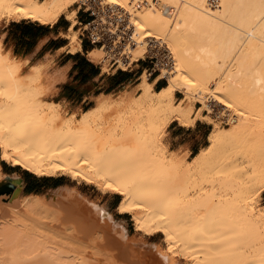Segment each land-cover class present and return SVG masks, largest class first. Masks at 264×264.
Returning a JSON list of instances; mask_svg holds the SVG:
<instances>
[{
    "label": "bare ground",
    "instance_id": "obj_1",
    "mask_svg": "<svg viewBox=\"0 0 264 264\" xmlns=\"http://www.w3.org/2000/svg\"><path fill=\"white\" fill-rule=\"evenodd\" d=\"M140 1L101 0L102 5L117 6L119 18L129 23V39L117 49L119 63L127 70L123 58L131 65L167 49L171 58L163 64L172 61L173 66L168 70L163 65L161 77L168 85L156 90L157 80L151 83L144 76L138 97L101 95L80 119L73 113L65 116L60 104L45 99L54 83H45L39 65L27 70L29 61L6 50L0 37V179L5 176L1 161L40 177L69 175L121 195L118 211L132 216L136 230L164 234L169 251L177 254L180 247L179 254L193 264H248L245 252L239 259L231 257L237 250L231 246V233L237 232V221L241 232L264 240V213H256L253 206L258 191L264 190V0H158L160 5L147 0L138 8ZM90 2L0 0V17L48 25L73 4ZM76 14L71 11L67 18L74 23ZM122 34L118 31L120 40ZM70 40L73 52L81 47L77 37ZM101 51H91L90 59L99 60ZM212 83L216 87L210 91ZM177 91L185 96L176 104ZM206 94L229 116H239L240 123L211 132L209 145L186 165L167 155L161 133L174 120L194 125L192 100L206 106ZM112 105L130 108L135 117L103 134L94 123ZM208 166L234 175L221 182L233 195L218 201L214 207L222 210L217 212L211 209L212 200L208 205L203 200L205 188L191 178ZM238 173H244L245 181H237ZM21 194L22 186L6 198L0 193V264H181L156 243L131 239L125 224L74 189L59 187L48 197ZM227 202L236 203L226 216ZM38 228L98 248L102 257L67 252V246L52 248L50 237ZM249 253L257 264L264 262V245Z\"/></svg>",
    "mask_w": 264,
    "mask_h": 264
},
{
    "label": "rangeland",
    "instance_id": "obj_2",
    "mask_svg": "<svg viewBox=\"0 0 264 264\" xmlns=\"http://www.w3.org/2000/svg\"><path fill=\"white\" fill-rule=\"evenodd\" d=\"M143 2H141V6H145L147 5V0H142ZM149 1V0H148ZM155 3L158 2V0H153ZM140 2L137 4V6L140 4ZM211 2V1H210ZM209 2V4H210ZM161 3V1L158 2V4ZM163 3V1H162ZM81 3H75L73 4L62 16L61 18L63 20H66L67 22H69V24L71 25L72 29H68V30H64V32L62 33V37L65 38L66 40H68V42H71L70 38L73 37H77V41L80 42L81 39V34H82V29H80V25L78 24L79 22V10H83L85 7H81L79 8ZM160 5V4H159ZM138 8H141L138 6ZM77 11V14L74 16V20L75 22L73 23L72 20H68L67 15L71 12V11ZM23 19V18H22ZM21 19V20H22ZM15 18H12L11 16L7 15V14H2L0 17V36H2V27L4 24H8L12 21H14ZM20 20V21H21ZM23 20H27V19H23ZM32 21V20H31ZM35 22V21H33ZM38 24H41L40 22H36ZM70 27V28H71ZM3 43H4V39H3ZM4 47L6 48V45L4 43ZM93 49L97 52L99 48L93 47ZM93 51V50H92ZM156 51H153V53H155ZM163 52V51H162ZM101 55V58L99 60H94L96 63L100 64L103 66L105 71H112V70H117V71H123L122 67L120 66V63L117 62L116 64H114V61L111 59H106V54L101 51L98 52ZM152 55V53L148 54L145 58L140 59L139 61H135L133 63H131V65L129 64V60L124 58L123 59V63L127 66V70L125 71H137V70H141V68L143 66H149L150 69L148 71H146L142 78H140L134 85L129 86L128 88H126L123 92V94H131L134 97H138L141 94V84L144 81V76H148V80L151 83H154L156 80V77H158L159 81H163L165 82V85H168V81L166 80V78H162V72L161 70L163 69L160 65H158V68L156 69L155 73H152V68L154 67V63L156 61V59L151 60L149 57ZM170 52L168 53V50L166 49V51L164 50L163 53L159 54V60H163V63H165V59L166 57L171 58ZM120 56V55H119ZM171 61V60H170ZM161 62V61H160ZM167 62V61H166ZM153 63V64H152ZM171 64L173 66V62L171 61V63L169 62L168 65L166 66L165 64V69L168 68V70H172L171 68ZM138 65V66H135ZM28 66V67H27ZM26 69L30 70L32 65L27 63ZM47 66V65H46ZM46 66H39V69L42 71L43 73V78L46 84H48L49 80H50V75H49V67ZM171 68V69H170ZM154 72V71H153ZM216 87L215 83H212L210 85V91L213 90ZM54 91L52 90L46 97L45 99L47 101H49L52 93ZM207 96H205L207 100H209V98H211L210 94H206ZM184 93L182 91H177L175 94V100L174 102L177 104L179 103V101L184 97ZM192 103L194 104V111L192 113V117L193 119L197 118V122H200V124H202L203 127H209L210 133L211 132H218L222 129L225 128H232L233 126H235L236 124L240 123V117L235 116V113H231V115L229 116V113L226 112L224 109L222 110L224 112V115L228 118H230L229 122L227 124L220 122L219 120H216L215 118H213V116L211 115V113L207 114V110H208V106L206 103V106L204 104H201L200 102H198L196 99L192 100ZM95 103L91 104L90 106H84V107H77L76 104H73V106L71 105H65V104H60L62 106V110L65 116H68V114H74L76 116V118L80 119L81 115L87 111V109H91L93 106H95ZM90 107V108H89ZM125 107V109H124ZM221 107V106H220ZM123 108V109H122ZM201 109V112L198 113V111ZM223 108V107H221ZM128 109V110H127ZM130 108L126 107V106H118L116 105V107L114 105L110 106L109 108L105 109L102 114H100V116L95 120V125L98 126V130L101 131L103 134L106 133H110L113 132L115 130V128L118 125H121L125 122L129 121L131 122L134 117L135 114L129 110ZM124 111V112H123ZM129 111L131 113H129ZM133 116V117H132ZM124 119H122V118ZM236 118V119H235ZM232 119V120H231ZM123 122V123H122ZM231 122V123H230ZM196 123L194 125L190 124V125H181L179 121H174L173 123H171V125L161 133L162 138H163V142L164 145L166 146V150H167V155L169 157H177L179 160L181 159L182 161L185 162V164L187 165L189 162L192 161V159L195 157H193L192 152L196 153L197 150L194 149V147L196 146H200L202 144H204V147L201 148L200 152L209 145V136L208 138H206L204 140L199 138V141L197 143V140L195 139V135L192 134V132H186V134H179V136H172V134L170 133V129L174 126H177L178 128H185L183 129L184 131H186L187 129L189 131H191L192 128H194L196 126ZM195 133V132H194ZM210 135V134H209ZM194 149V150H193ZM199 152V153H200ZM0 153H1V148H0ZM5 163V165H4ZM1 166H2V172H4V177L0 179V183H5L8 178H15V177H20L19 175H15V174H11L10 172H8V168H11V165L9 163L3 162L1 161ZM13 167V166H12ZM211 166H208L205 170L204 168L203 171L202 169H199L197 171V173H194L191 177L193 178V180H195V182L197 183L198 186H201L202 188H205V190H203L204 193L202 196L203 200L206 202V204L208 205L211 202V209L218 203L219 204V200H225L226 198H231V195H233V192L231 191L230 187L228 188H222L223 183L226 182L225 180H231L232 178H234V175L228 171V170H220L218 168H213ZM16 170L18 171L19 174L24 173V174H32L29 175L32 179V181L37 182L39 179L42 178H47V177H38L36 175H34L33 173H30L29 171L23 169L22 167H16ZM251 173V172H248ZM244 174V173H243ZM240 175V173L237 174V181L243 182L245 181V176ZM245 175H249V174H245ZM51 178V177H50ZM52 178H58L61 181H63L66 185L72 187L73 189L77 190L79 193H81L82 195H84L85 197H87L90 201L95 202L103 207H105L109 212H111L116 220V222H120L122 224H125V226L127 227V230L129 232V236L131 237V239H135V241L138 242H143V243H147V244H152V243H157V245L160 247L161 251L167 252L170 256H173L174 259L176 260V262H179L181 264H193L194 261L190 260V259H185L182 257L181 254H179V249L177 250V254H174L175 252H171L169 251V243L166 241L165 235L162 233H157L154 235H146L145 233L136 230L134 222L132 220V216L129 214H120L118 211V206H116L117 203H121L122 201V196L113 192H102L97 186L92 185V184H87L85 182H81L79 180H74L72 179L69 175L66 174H62V173H58L57 175H55ZM196 178V179H194ZM245 178V179H244ZM243 180V181H242ZM223 182V183H221ZM215 183V184H214ZM222 184V185H221ZM19 186V185H18ZM18 186H15V188H17ZM214 186V187H213ZM221 186V187H220ZM11 190H1V193H4L7 197V195H9ZM50 190L44 192V194L46 197H48V193ZM107 194V195H106ZM22 197L25 196H29L27 194H25L24 192H22L21 194ZM213 196V197H212ZM208 197V199L206 198ZM212 197V199H211ZM113 199L114 202H109L108 204H105L104 201L108 200V199ZM214 198V200H213ZM207 200V201H206ZM222 205L224 204L223 202H220ZM229 205V207H225L223 206V208L225 209L224 214H231V212H233V205L236 202H227ZM118 204V205H119ZM217 205V206H218ZM227 205V204H226ZM253 206L256 209V213H264V190L260 189L258 191V193L256 194V196L254 197V202H253ZM215 208V207H214ZM209 209V208H208ZM216 209V208H215ZM218 210L221 209V207L217 208ZM216 209V212L218 211ZM213 210V209H212ZM222 210V209H221ZM211 212V210H209ZM223 212V211H221ZM205 213L202 212V215H204ZM213 214V213H212ZM224 214H222L224 216ZM200 217V220L197 221V223H203L204 217ZM217 215V214H215ZM224 216L223 218L226 219L227 217ZM222 217V216H221ZM3 221L0 220V228L1 226L4 227ZM236 226V231L235 233H231V235H233V240H232V244L231 246L236 245V249L237 250H233L231 257L234 259H239L241 258L243 255L242 252H245L244 255L248 256V264H257L256 260H252L250 259V251H252L255 247H262L264 245V240L262 238H256L255 234L252 235L251 232H241V229L237 226V221H235ZM1 230V229H0ZM38 232H40L42 235H46L49 236L51 241L49 243V246L55 249H61L60 246L62 247H69L66 248L67 252L70 250H78L81 251V255H85V254H89L90 258H94V257H98L101 256V250H99L98 248H93V247H87V245H78V243L76 242H71L65 235L64 233H62V236H57V234L53 235L52 232H50L48 229L45 228H38L37 229ZM208 243V241H207ZM201 247V246H200ZM206 247V246H204ZM208 247V246H207ZM229 247V245L227 246ZM203 251V248H201ZM207 250V249H205ZM204 250L205 254L206 251ZM225 251V249H223ZM247 250V251H246ZM169 251V252H168ZM179 251V252H178ZM199 251V249H198ZM198 253V255L200 256L201 259H204L202 257L203 253ZM236 251V252H235ZM173 253V254H172ZM226 253V252H225ZM224 253V255H225ZM230 253V252H228ZM228 253H226V255H229ZM74 255V252L69 253V255ZM89 255H87V257H89ZM207 256V254H206ZM72 258V257H71ZM258 264H264V262L258 263Z\"/></svg>",
    "mask_w": 264,
    "mask_h": 264
},
{
    "label": "crops",
    "instance_id": "obj_3",
    "mask_svg": "<svg viewBox=\"0 0 264 264\" xmlns=\"http://www.w3.org/2000/svg\"><path fill=\"white\" fill-rule=\"evenodd\" d=\"M78 13L80 16L78 24L90 20V16L83 10H79ZM70 27L71 25L69 22L63 20L61 17L54 24L43 25L33 22V20L31 21L30 19H22L21 21L14 20L8 24H4L2 27V36L0 37L4 39L7 50H11L15 55L27 59L29 61L28 63L32 66L47 65L46 67L50 68V80L48 82L49 84L54 83L55 88L53 89L54 92L49 101L71 106L76 104L77 107L81 108L88 105L90 106L95 103L96 98L98 99L101 95L123 92L129 86L134 85L142 78L143 74L150 69L149 66H143L141 70L137 71H105L102 65L96 63L89 57V53L92 50L94 51L93 47L99 49L100 47L92 45L82 34L80 39L81 47L74 52L71 50V42H68V40L61 36L64 30L72 29V27ZM155 80H157L155 89H163L165 82L159 81L158 77H156ZM183 129L185 128L174 126L170 129V133L172 136L178 137L179 134L184 135L186 132H192V134L195 135L197 143L201 141L199 138H204L205 140L210 134L209 127H203L200 122H197L196 126L192 128L191 131L188 129L184 131ZM203 147L204 144L194 147L197 151L196 153L192 152L193 157L196 156ZM16 167L20 166L12 167L11 165V168L7 170L11 174L20 176L15 178L9 177L14 183L13 187L8 188L11 191L18 185L22 186V192L27 195H42L48 190L52 191L63 186L73 189L58 178L47 177L34 182L29 176L32 174H19ZM10 183L11 182L6 181L1 184L6 187V184L8 185ZM37 191L39 192L37 193ZM112 201L114 202L113 199L109 198L104 202L108 204ZM118 204L119 203H117L116 206H118Z\"/></svg>",
    "mask_w": 264,
    "mask_h": 264
},
{
    "label": "built area",
    "instance_id": "obj_4",
    "mask_svg": "<svg viewBox=\"0 0 264 264\" xmlns=\"http://www.w3.org/2000/svg\"><path fill=\"white\" fill-rule=\"evenodd\" d=\"M83 6L85 7L83 11L90 16V20L85 23H79L81 26L80 30L82 29V36L86 37L92 45L99 46L106 54L105 58L113 60L114 64H116L122 58L117 53V49L127 43L131 33V30L128 28L129 23L127 21L123 22L119 18V8L117 6L102 5L101 0H91L90 3H81L79 8ZM138 6L141 7V4ZM118 31L123 32L122 40L119 39ZM149 58L151 60L156 59L154 67L151 69L152 73H155L158 65L163 68V60H159V54L156 52L152 53ZM209 100L207 102V114L211 113L213 118L227 124L230 118L224 115L222 111L224 108L212 103L211 98Z\"/></svg>",
    "mask_w": 264,
    "mask_h": 264
},
{
    "label": "water",
    "instance_id": "obj_5",
    "mask_svg": "<svg viewBox=\"0 0 264 264\" xmlns=\"http://www.w3.org/2000/svg\"><path fill=\"white\" fill-rule=\"evenodd\" d=\"M7 181H10L11 183H10V184H8V185H6V187H3V186H2V184L0 183V189H1V190H3V191H4V190H10V189H8V188H10V187H13V186H14V185H13L14 183H13V181H12L10 178H8V180H7ZM10 192H11V191H10Z\"/></svg>",
    "mask_w": 264,
    "mask_h": 264
},
{
    "label": "trees",
    "instance_id": "obj_6",
    "mask_svg": "<svg viewBox=\"0 0 264 264\" xmlns=\"http://www.w3.org/2000/svg\"><path fill=\"white\" fill-rule=\"evenodd\" d=\"M165 86H166V85H165ZM165 86H164V87H165ZM4 165H5V163H4ZM38 192H39V191H37V193H38Z\"/></svg>",
    "mask_w": 264,
    "mask_h": 264
}]
</instances>
